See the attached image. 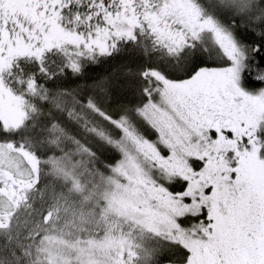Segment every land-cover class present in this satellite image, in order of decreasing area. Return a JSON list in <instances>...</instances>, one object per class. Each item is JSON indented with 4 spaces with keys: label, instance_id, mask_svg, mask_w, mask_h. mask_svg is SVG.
I'll use <instances>...</instances> for the list:
<instances>
[{
    "label": "snow or ice",
    "instance_id": "6c2138e0",
    "mask_svg": "<svg viewBox=\"0 0 264 264\" xmlns=\"http://www.w3.org/2000/svg\"><path fill=\"white\" fill-rule=\"evenodd\" d=\"M0 264H264V0H0Z\"/></svg>",
    "mask_w": 264,
    "mask_h": 264
}]
</instances>
